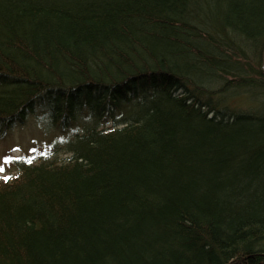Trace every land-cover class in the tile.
Segmentation results:
<instances>
[{
	"label": "trees",
	"instance_id": "1",
	"mask_svg": "<svg viewBox=\"0 0 264 264\" xmlns=\"http://www.w3.org/2000/svg\"><path fill=\"white\" fill-rule=\"evenodd\" d=\"M37 106L0 264H264V0H0V136Z\"/></svg>",
	"mask_w": 264,
	"mask_h": 264
},
{
	"label": "rangeland",
	"instance_id": "2",
	"mask_svg": "<svg viewBox=\"0 0 264 264\" xmlns=\"http://www.w3.org/2000/svg\"><path fill=\"white\" fill-rule=\"evenodd\" d=\"M227 97L234 101L231 102L232 105L240 106L242 104L239 91H230ZM241 97L245 98L246 96ZM98 124L101 129H110L113 127L114 122L109 116H103ZM73 129V127H70L68 131H64L61 128L49 126L46 123V116L42 107L37 106L32 113L27 115L24 122L14 123L10 129L0 136V177L4 178L7 175L12 176L16 173V169L9 167L6 163V155L22 157L26 153L34 151L36 145L45 150L50 142L64 141L71 137L74 133ZM68 155L63 151L59 154L61 158H66Z\"/></svg>",
	"mask_w": 264,
	"mask_h": 264
},
{
	"label": "snow or ice",
	"instance_id": "3",
	"mask_svg": "<svg viewBox=\"0 0 264 264\" xmlns=\"http://www.w3.org/2000/svg\"><path fill=\"white\" fill-rule=\"evenodd\" d=\"M5 179H7V177Z\"/></svg>",
	"mask_w": 264,
	"mask_h": 264
}]
</instances>
